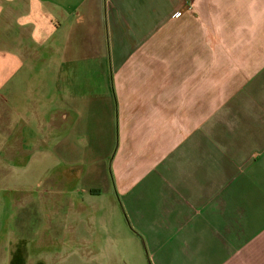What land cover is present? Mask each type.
Listing matches in <instances>:
<instances>
[{
	"label": "crops",
	"instance_id": "obj_1",
	"mask_svg": "<svg viewBox=\"0 0 264 264\" xmlns=\"http://www.w3.org/2000/svg\"><path fill=\"white\" fill-rule=\"evenodd\" d=\"M0 264H264V0H0Z\"/></svg>",
	"mask_w": 264,
	"mask_h": 264
},
{
	"label": "rangeland",
	"instance_id": "obj_2",
	"mask_svg": "<svg viewBox=\"0 0 264 264\" xmlns=\"http://www.w3.org/2000/svg\"><path fill=\"white\" fill-rule=\"evenodd\" d=\"M15 167L13 166V170H11L6 178L8 179L9 185H16L18 186L19 184L23 182H38L37 180L39 179V176L44 175L45 173L39 172V168H33L30 167L28 171H23V170H15ZM109 174L110 176H113V171H112V166L110 164L109 167ZM112 178V177H111ZM10 198H15L17 197V193H15L13 190L9 188L8 190ZM31 256L33 258H36L37 260L40 259H46L48 257V253H43L39 251H35L31 253Z\"/></svg>",
	"mask_w": 264,
	"mask_h": 264
},
{
	"label": "built area",
	"instance_id": "obj_3",
	"mask_svg": "<svg viewBox=\"0 0 264 264\" xmlns=\"http://www.w3.org/2000/svg\"><path fill=\"white\" fill-rule=\"evenodd\" d=\"M180 15H181V13H180V12L176 13V16H180Z\"/></svg>",
	"mask_w": 264,
	"mask_h": 264
}]
</instances>
